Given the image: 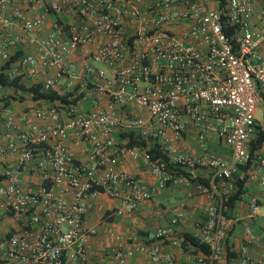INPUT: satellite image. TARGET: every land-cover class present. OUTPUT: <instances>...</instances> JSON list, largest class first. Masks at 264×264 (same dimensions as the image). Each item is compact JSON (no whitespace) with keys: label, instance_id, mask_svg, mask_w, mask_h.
<instances>
[{"label":"built area","instance_id":"obj_1","mask_svg":"<svg viewBox=\"0 0 264 264\" xmlns=\"http://www.w3.org/2000/svg\"><path fill=\"white\" fill-rule=\"evenodd\" d=\"M262 2L0 0V66L11 57L8 48L22 41L11 34L13 26L34 44L33 51L22 52L0 73L11 79L19 67L33 79L44 75L37 81L42 90H55L64 79L69 95L67 101L35 107L36 121L26 129L18 128L12 113L4 117L0 264H92L86 243L94 229L83 226L82 216L98 194L115 199L114 213L122 214L134 211L156 189L188 184L210 198L205 220L192 233L208 245L209 253L195 256L193 264H215L224 243L222 201L234 188L237 165L248 164L247 179L264 188V140L249 154L255 124L264 128V110L256 119L264 56L250 24ZM259 13L264 20V10ZM223 23L233 26L231 36ZM45 24L47 34L37 38ZM93 43L74 58L77 49ZM75 96L88 99L87 110L71 101ZM116 132H132L143 147L117 143ZM188 132L194 134L197 153H188L187 145L181 152L175 148V141ZM210 136L228 148V157L209 147ZM69 138L82 143V160L71 155ZM153 146L166 160L150 155ZM7 153L17 154L12 165L2 162ZM125 154L141 158L154 185L115 166ZM175 162L190 176L167 166ZM196 169L207 170V186L191 182ZM20 171L37 174L38 183L23 182ZM258 208L251 197L248 212L255 214ZM181 216L175 212L130 247L109 246V262L125 264L134 252H144L154 262L176 264L172 255L159 252L157 241L168 237L171 245H179L175 233ZM250 233L246 228L247 240ZM112 237L132 241L129 235ZM232 264H264V256L255 262L242 251Z\"/></svg>","mask_w":264,"mask_h":264},{"label":"crops","instance_id":"obj_2","mask_svg":"<svg viewBox=\"0 0 264 264\" xmlns=\"http://www.w3.org/2000/svg\"><path fill=\"white\" fill-rule=\"evenodd\" d=\"M221 2V1H220ZM223 2V0H222ZM215 5V4H214ZM260 9L264 10V2L257 4L256 9L250 16V24L252 28L259 34V49L264 56V20L260 18ZM9 14L6 12V15ZM32 15V13H28ZM51 17V16H50ZM69 16L63 17L64 21L68 20ZM48 25L45 24L38 32L37 38L44 36L48 32ZM19 34L22 38L20 43L16 46L8 48L11 56L19 51V55L24 51H33L34 44L29 43L27 35L19 28H12L11 34ZM96 43L85 45L75 51L74 58H79L82 53L91 49ZM17 58V57H16ZM2 62L0 61V64ZM14 64V59L8 64H2L0 70L9 64ZM18 83L28 86L30 84H37L39 79L44 75H39L33 79L23 72L18 67ZM1 74V73H0ZM2 75V74H1ZM3 76V75H2ZM59 88L53 90L57 94H68L64 92V79L59 81ZM0 98L7 96L10 101L7 107L1 109L0 112V130H3V120L5 115L9 112L14 115V120L19 129H26L30 123L36 121L32 114V110L39 106H50L59 99L44 100L33 99L30 92H24L16 87L2 86L0 84ZM14 96V99H13ZM21 96V98H19ZM69 98L67 95L66 100ZM259 105L257 110H264V87L258 88ZM61 101V100H59ZM81 108V110L88 109V99L73 101ZM256 110V112H257ZM22 116L25 119H22ZM257 120H260L257 118ZM114 133V138L117 143H123L125 140H119ZM125 134V133H120ZM71 155L78 160L85 157V152L82 148V143L71 138L66 140ZM208 145L213 149L217 155L221 157H228L229 150L224 145L218 143L213 136L208 138ZM187 145V152L197 153L198 149L195 144V137L192 132L183 134L182 138L175 141V148L177 152H181L182 146ZM17 157L16 153H7L2 162L4 164L12 165ZM117 168H121L146 182L154 185L155 177L148 171L143 164L140 157L132 158L128 154L114 162ZM194 175L201 178L207 176L206 169H196L193 171ZM23 182H31L35 186L39 177L35 173H27L20 171L17 174ZM246 191L237 199L233 206L224 210L226 217L224 242L220 249L219 257L215 264H232L242 251H245L251 256L255 262L264 256V188L255 181H249L246 177L245 181ZM219 189V188H218ZM255 197L259 208L255 214L248 212L249 200ZM210 202V198L196 190L193 184L180 186H167L165 188L156 189L153 196L148 200H143L138 207L132 212L122 214H115L116 200L106 196L105 194H98L96 198L91 200L86 211L82 216V224L86 228H93L94 234L90 235L86 243V252L92 264H111L105 255V250L114 244H119L123 247H130L132 244L140 242L146 231L154 229L158 226H163L168 219L175 213L181 212L178 224L176 226L175 236L179 241L184 232L193 233L198 226L206 218V208ZM263 210H260V208ZM250 228V237L247 240L245 230ZM112 234H120L122 236H131V242L117 241L112 237ZM157 246L160 253L170 254L173 256L176 264H193L194 257L202 254L197 248L187 244L183 249L180 244L177 246L171 245L169 238L165 237L163 240L157 241ZM125 264H168L164 261L154 262L151 260L149 254L144 252H134L131 256L126 258Z\"/></svg>","mask_w":264,"mask_h":264},{"label":"trees","instance_id":"obj_3","mask_svg":"<svg viewBox=\"0 0 264 264\" xmlns=\"http://www.w3.org/2000/svg\"><path fill=\"white\" fill-rule=\"evenodd\" d=\"M222 3V0H220ZM264 2V0H263ZM223 31L225 34L229 37L232 34L233 26L228 25L227 23H223ZM19 51H17L15 54H13L9 60L5 63L8 64L9 61L12 59H15L16 57H19ZM0 84L2 86H8V87H16L24 92H30L31 97L33 99H44V100H54L59 99L61 101H67L66 97L68 94H57L53 90H42L40 83L37 84H30L28 86H24L23 84L18 83V77H13L11 79L4 78L0 74ZM21 98V96H19ZM78 98V96H75L71 99V101H75ZM14 99V96H13ZM10 99L7 96L0 98V112L1 109L4 107H7L9 104ZM255 138H253L250 141V147H249V154L251 155L253 150L261 144V142L264 140V128H260V126L256 123L255 124ZM118 139L125 140L124 143L126 146H142L143 142L139 140L132 132H129L128 134H118ZM148 152L152 157L159 156L163 160H166V156L159 150L157 147L153 146L148 149ZM167 166L174 169L179 174H185L187 176H190L189 172L186 170L185 166H183L180 163H167ZM248 164H238L236 168V172L233 175V190L225 196V199L222 201V204L224 205L225 209L230 208L233 206L234 202L241 197V195L246 191L245 181H246V171H247ZM191 182H200L204 185H208L207 178H201L198 175H195L194 177H190ZM226 241L224 242V244ZM180 246L185 249V246L187 244L192 245L194 248H197L202 254H208L209 253V247L205 243L199 242L196 238L192 236V233L184 232L181 235L180 239ZM226 264H229L228 261Z\"/></svg>","mask_w":264,"mask_h":264},{"label":"rangeland","instance_id":"obj_4","mask_svg":"<svg viewBox=\"0 0 264 264\" xmlns=\"http://www.w3.org/2000/svg\"><path fill=\"white\" fill-rule=\"evenodd\" d=\"M261 115H262V114H261V110L258 109L257 112H256V116H257V118L260 119V118H261ZM260 210H263V208L261 207Z\"/></svg>","mask_w":264,"mask_h":264}]
</instances>
